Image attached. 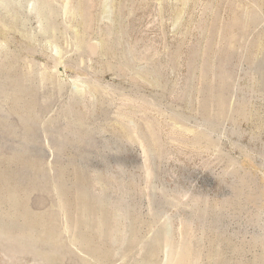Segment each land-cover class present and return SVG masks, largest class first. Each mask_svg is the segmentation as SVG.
Returning <instances> with one entry per match:
<instances>
[{
	"label": "rangeland",
	"instance_id": "obj_1",
	"mask_svg": "<svg viewBox=\"0 0 264 264\" xmlns=\"http://www.w3.org/2000/svg\"><path fill=\"white\" fill-rule=\"evenodd\" d=\"M44 1L0 0V264H264V0Z\"/></svg>",
	"mask_w": 264,
	"mask_h": 264
},
{
	"label": "bare ground",
	"instance_id": "obj_2",
	"mask_svg": "<svg viewBox=\"0 0 264 264\" xmlns=\"http://www.w3.org/2000/svg\"><path fill=\"white\" fill-rule=\"evenodd\" d=\"M42 8H43L42 9L43 10V19H44V32L47 33L48 30H49V19H50L48 17V14L50 13L49 12L50 8H49V1L48 0L44 1V5L42 6ZM45 36H46V34H45Z\"/></svg>",
	"mask_w": 264,
	"mask_h": 264
}]
</instances>
